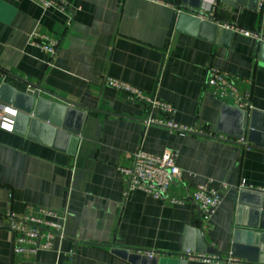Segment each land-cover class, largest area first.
<instances>
[{"label":"crops","instance_id":"crops-1","mask_svg":"<svg viewBox=\"0 0 264 264\" xmlns=\"http://www.w3.org/2000/svg\"><path fill=\"white\" fill-rule=\"evenodd\" d=\"M62 1L0 0V107L18 115L13 131L0 126V264H264V210L239 212L237 189L264 188V5ZM36 32L60 41L53 57L33 44ZM210 65L250 92V108L213 94ZM106 76L174 112L129 99ZM139 148L178 152L181 180L162 199L127 191L120 168ZM210 179L230 187L207 219L191 195ZM29 204L65 212L52 250L14 251L7 215Z\"/></svg>","mask_w":264,"mask_h":264},{"label":"built area","instance_id":"built-area-1","mask_svg":"<svg viewBox=\"0 0 264 264\" xmlns=\"http://www.w3.org/2000/svg\"><path fill=\"white\" fill-rule=\"evenodd\" d=\"M45 8L64 7L62 0H33ZM259 7L264 5V0H259ZM245 31V30H244ZM248 33V31H246ZM33 44L40 47L41 50L53 57L59 47L60 41L48 34L36 32L32 36ZM207 86L214 95L220 99H231L242 108H250V92L241 90L236 84V78L233 74L225 71L215 65H210L207 69ZM104 85L110 86L123 92L131 100H138L147 104L151 109H156L164 114H172L173 106L155 96L146 93L141 88L126 81L106 76ZM17 110L11 106L0 107V126L4 130L13 131ZM150 122H159L161 120H150ZM171 126H177L171 122ZM134 164L129 168H120L121 173L126 178L127 191L140 190L152 195L154 198L162 199L169 191L171 184L176 180H181V169L177 164L178 152L167 150L162 154H154L139 148L134 154ZM213 180L207 183L198 184L192 192V199L200 206L205 218L212 217L220 204L222 203L221 190H227L230 184L222 182L221 189H215L210 186ZM238 191L250 190L264 194V188H253L247 186L242 181L237 186ZM175 204H183V199L172 198L170 200ZM8 227L14 234L13 247L18 253L36 254L40 250H52L55 247L57 239L65 237L64 221L65 212L57 211L45 206H36L29 204L27 211L23 215L15 212H8ZM192 256L190 253H188ZM206 261L217 260L218 256H195ZM231 259V258H230ZM239 262L237 259H232Z\"/></svg>","mask_w":264,"mask_h":264},{"label":"water","instance_id":"water-1","mask_svg":"<svg viewBox=\"0 0 264 264\" xmlns=\"http://www.w3.org/2000/svg\"><path fill=\"white\" fill-rule=\"evenodd\" d=\"M44 120H48L50 123H54L53 119L52 118L49 119V117L48 118L45 117ZM38 121H32V123L38 122ZM52 125H60V122H58L57 124H52ZM42 127L43 128H49L48 124H42ZM51 129L56 131L54 128H51ZM249 193L252 194V198L253 199H252L251 202L246 203V201L243 200V198H244L243 196H244V194H249ZM239 196H240V200H239L240 204H239V207H238L239 212H242L243 210H247V211L250 210V211H256V212L257 211L259 212V210H264V194L259 193V192H255V191H250V190H240ZM258 233L259 232H257V235H258ZM260 249H261L262 254L260 255V259L259 260L261 262H263L264 261V256H263L264 255V246H263V244L260 245Z\"/></svg>","mask_w":264,"mask_h":264}]
</instances>
